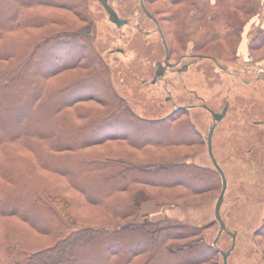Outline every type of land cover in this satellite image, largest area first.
<instances>
[{
  "label": "trees",
  "instance_id": "obj_1",
  "mask_svg": "<svg viewBox=\"0 0 264 264\" xmlns=\"http://www.w3.org/2000/svg\"><path fill=\"white\" fill-rule=\"evenodd\" d=\"M86 1L0 0V264H216L207 225H158L142 201L177 205L218 175L221 191V172L173 152L202 142L185 107L145 119L117 95ZM157 1L167 57L189 41L264 52V24L242 41L256 1Z\"/></svg>",
  "mask_w": 264,
  "mask_h": 264
},
{
  "label": "rangeland",
  "instance_id": "obj_2",
  "mask_svg": "<svg viewBox=\"0 0 264 264\" xmlns=\"http://www.w3.org/2000/svg\"><path fill=\"white\" fill-rule=\"evenodd\" d=\"M164 1L169 7L170 1ZM145 5L155 18L163 17L159 1ZM85 7L92 23L91 40L109 67L117 95L145 119L185 107L202 142L178 145L173 152L188 154V160L209 169L217 164L225 178L219 204L218 175L217 189L162 210L140 200L149 217L158 225L175 221L207 225L206 241L219 250L216 264H223L226 251V264H264V243H258L255 234L264 217V58H260L264 52L253 55L246 50L235 58V44L195 51L189 41L167 57L160 23L147 15L143 0H107V8L101 0H87ZM63 12L83 24L72 12ZM250 27L242 30L243 43L255 29L249 31ZM211 111L221 113V118L214 121Z\"/></svg>",
  "mask_w": 264,
  "mask_h": 264
},
{
  "label": "water",
  "instance_id": "obj_3",
  "mask_svg": "<svg viewBox=\"0 0 264 264\" xmlns=\"http://www.w3.org/2000/svg\"><path fill=\"white\" fill-rule=\"evenodd\" d=\"M102 1V3H103V5H105V3L103 2V0H101ZM144 8V7H143ZM144 10H145V12L147 13V15L149 16V17H151L157 24H158V22H157V20H156V18L146 9V8H144ZM113 15V14H112ZM113 19H114V21L116 22V23H119V21H120V19L115 15V16H113ZM159 32L161 33V36H162V32H161V29L159 28ZM162 39H163V42H164V45H165V47H167L166 46V43H165V40H164V38H163V36H162ZM167 49V48H166ZM211 113L213 114V120L215 121V120H217V119H220L221 118V116H222V114L221 113H218V112H212L211 111ZM211 129H213V126L211 127ZM215 167L221 172V178H222V189H221V191H220V193H219V195H218V199H217V201H216V204H219L221 201V198L223 197V193H224V190H225V187H224V181H225V178H224V175H223V172L221 171V169H220V167L219 166H217V164L215 165ZM220 201V202H219ZM222 225H223V222H222ZM221 231V230H220ZM227 251L226 252H223V264H226V259H227Z\"/></svg>",
  "mask_w": 264,
  "mask_h": 264
},
{
  "label": "crops",
  "instance_id": "obj_4",
  "mask_svg": "<svg viewBox=\"0 0 264 264\" xmlns=\"http://www.w3.org/2000/svg\"><path fill=\"white\" fill-rule=\"evenodd\" d=\"M255 1L258 5V12H257V17H256L255 22L250 24L251 27H250L249 31H251L253 26H255V25L257 26L259 24H264V0H253L254 3H255ZM160 35H161V33H160Z\"/></svg>",
  "mask_w": 264,
  "mask_h": 264
},
{
  "label": "flooded vegetation",
  "instance_id": "obj_5",
  "mask_svg": "<svg viewBox=\"0 0 264 264\" xmlns=\"http://www.w3.org/2000/svg\"><path fill=\"white\" fill-rule=\"evenodd\" d=\"M103 2L105 3V7L107 8V0H103Z\"/></svg>",
  "mask_w": 264,
  "mask_h": 264
}]
</instances>
